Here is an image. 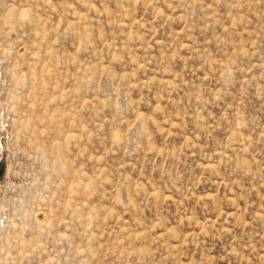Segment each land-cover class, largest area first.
<instances>
[{
  "label": "rangeland",
  "instance_id": "1",
  "mask_svg": "<svg viewBox=\"0 0 264 264\" xmlns=\"http://www.w3.org/2000/svg\"><path fill=\"white\" fill-rule=\"evenodd\" d=\"M0 264H264V0H0Z\"/></svg>",
  "mask_w": 264,
  "mask_h": 264
}]
</instances>
